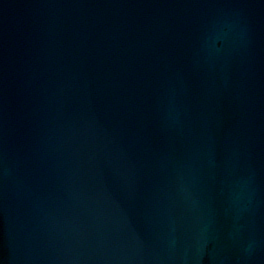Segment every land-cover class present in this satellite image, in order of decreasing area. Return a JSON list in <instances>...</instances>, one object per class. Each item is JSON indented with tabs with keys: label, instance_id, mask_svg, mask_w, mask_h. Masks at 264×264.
<instances>
[{
	"label": "water",
	"instance_id": "water-1",
	"mask_svg": "<svg viewBox=\"0 0 264 264\" xmlns=\"http://www.w3.org/2000/svg\"><path fill=\"white\" fill-rule=\"evenodd\" d=\"M0 264H264V0H0Z\"/></svg>",
	"mask_w": 264,
	"mask_h": 264
}]
</instances>
